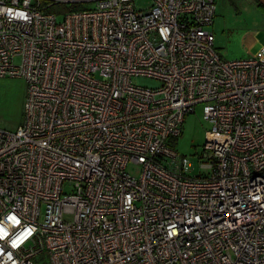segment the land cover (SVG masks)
<instances>
[{
  "label": "built area",
  "instance_id": "1",
  "mask_svg": "<svg viewBox=\"0 0 264 264\" xmlns=\"http://www.w3.org/2000/svg\"><path fill=\"white\" fill-rule=\"evenodd\" d=\"M135 1L0 0L26 14L0 12V78L26 87L0 130V264H264V46L222 61L215 0ZM198 104L188 178L167 141Z\"/></svg>",
  "mask_w": 264,
  "mask_h": 264
},
{
  "label": "rangeland",
  "instance_id": "2",
  "mask_svg": "<svg viewBox=\"0 0 264 264\" xmlns=\"http://www.w3.org/2000/svg\"><path fill=\"white\" fill-rule=\"evenodd\" d=\"M150 4L151 0L135 1L138 10H145ZM258 6L251 0H215L216 13L209 30L213 35L214 50L222 61L260 59L258 50L260 46H264V34L260 33L257 38L256 31H252V26H264V19L258 15L259 12L264 14V10H259ZM70 9L80 10L83 7L71 5ZM51 12L56 14V22L59 23L63 9L54 7ZM131 83L148 88L158 86L156 81L142 77H133ZM25 90L22 79L0 78V130L15 132L23 124ZM207 130L209 125L203 121L202 105L198 104L194 106L192 113L184 117L180 136L167 141V147L179 156L180 169L185 177L206 174L201 166L205 162L203 146ZM127 171L132 176H137L138 167L129 165ZM64 191L69 192L68 183L64 184ZM71 219L70 215L64 216L65 221ZM40 258L44 260L45 255Z\"/></svg>",
  "mask_w": 264,
  "mask_h": 264
},
{
  "label": "clouds",
  "instance_id": "3",
  "mask_svg": "<svg viewBox=\"0 0 264 264\" xmlns=\"http://www.w3.org/2000/svg\"><path fill=\"white\" fill-rule=\"evenodd\" d=\"M4 11H7L9 13L10 18H19V19H25L26 18V14L23 12L17 11L15 13V15L13 16L11 9H7V10L0 9V12H4ZM9 220H11L14 225L19 223V221L16 220L15 217H12V216L9 217ZM7 235H8V233L6 231H4L3 228H0V240H3ZM11 246L15 248V247H18V244L16 243V241H12ZM9 258H10V256H9Z\"/></svg>",
  "mask_w": 264,
  "mask_h": 264
},
{
  "label": "crops",
  "instance_id": "4",
  "mask_svg": "<svg viewBox=\"0 0 264 264\" xmlns=\"http://www.w3.org/2000/svg\"><path fill=\"white\" fill-rule=\"evenodd\" d=\"M251 1H253L254 3L259 4V6H258L259 10L260 9L264 10V0H251ZM254 8H256V7H254ZM258 15L260 16L261 19H264V14L263 13L259 12ZM213 23H214V21H213ZM252 27L254 28V29H252V31L253 32L256 31V33L254 32L255 33V37L258 38V35L260 33L264 34V26H252ZM260 47H262V46H260Z\"/></svg>",
  "mask_w": 264,
  "mask_h": 264
}]
</instances>
